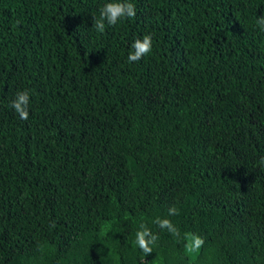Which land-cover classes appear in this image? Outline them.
I'll list each match as a JSON object with an SVG mask.
<instances>
[{
    "label": "trees",
    "instance_id": "1",
    "mask_svg": "<svg viewBox=\"0 0 264 264\" xmlns=\"http://www.w3.org/2000/svg\"><path fill=\"white\" fill-rule=\"evenodd\" d=\"M107 2L0 0V264H264V0Z\"/></svg>",
    "mask_w": 264,
    "mask_h": 264
},
{
    "label": "clouds",
    "instance_id": "2",
    "mask_svg": "<svg viewBox=\"0 0 264 264\" xmlns=\"http://www.w3.org/2000/svg\"><path fill=\"white\" fill-rule=\"evenodd\" d=\"M137 15L136 5L131 0H110L104 4L99 12L98 17H94V28L99 33H104L107 26H115L123 19H132ZM261 31H264V16L258 17L256 21ZM153 37L151 34H145L143 38H137L132 44V51L129 52L127 60L129 63L138 62L143 57L152 51ZM10 107L18 114L20 119L28 120L30 109V91L28 89L18 91L15 98L10 102ZM260 165H264V157L259 161ZM169 216L179 215V209L175 206L169 208ZM160 229H167V231L179 237L180 233L173 222L168 218L157 217L154 221ZM55 222H52L50 228H55ZM159 236L154 234L146 224L141 223L139 230L135 234L134 247H138L144 254L142 264H149L146 257L153 252V246L158 241ZM188 243L185 248L189 253L195 252L202 247L204 241L199 235L192 234L188 237Z\"/></svg>",
    "mask_w": 264,
    "mask_h": 264
}]
</instances>
